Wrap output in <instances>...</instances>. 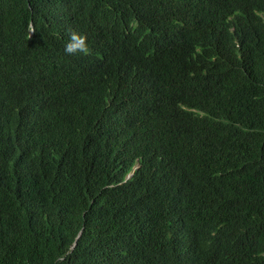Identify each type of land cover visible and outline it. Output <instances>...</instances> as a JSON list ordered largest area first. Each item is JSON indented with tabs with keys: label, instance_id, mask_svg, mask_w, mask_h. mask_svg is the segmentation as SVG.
Returning a JSON list of instances; mask_svg holds the SVG:
<instances>
[{
	"label": "trees",
	"instance_id": "1",
	"mask_svg": "<svg viewBox=\"0 0 264 264\" xmlns=\"http://www.w3.org/2000/svg\"><path fill=\"white\" fill-rule=\"evenodd\" d=\"M0 264H264V0H0Z\"/></svg>",
	"mask_w": 264,
	"mask_h": 264
},
{
	"label": "clouds",
	"instance_id": "2",
	"mask_svg": "<svg viewBox=\"0 0 264 264\" xmlns=\"http://www.w3.org/2000/svg\"><path fill=\"white\" fill-rule=\"evenodd\" d=\"M64 52L67 55H75L77 53H81L85 56L90 55L91 50L87 44V37L72 32L69 36V42L65 45Z\"/></svg>",
	"mask_w": 264,
	"mask_h": 264
}]
</instances>
